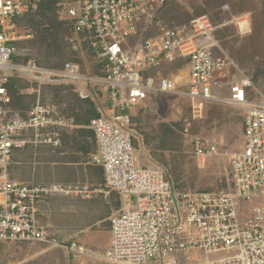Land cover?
Segmentation results:
<instances>
[{"label":"built area","instance_id":"built-area-1","mask_svg":"<svg viewBox=\"0 0 264 264\" xmlns=\"http://www.w3.org/2000/svg\"><path fill=\"white\" fill-rule=\"evenodd\" d=\"M180 0H72L62 14L70 42L87 44L103 64L90 78L79 65L59 71L34 61L17 62L20 45L31 38L17 26L38 10L40 0H0V242H56L41 216L47 201L65 192L56 184L20 183L11 178L14 153L29 145L61 147L58 128L67 125L58 106L37 103L25 118L12 110L8 89L20 73L32 82L92 85L105 94L99 115L90 121L97 152L92 163L103 170L105 193L117 194L120 209L110 219L108 259L116 264H264V98L251 78L223 82L231 67L217 56L216 27L207 16L171 27L160 19ZM236 33H251L248 15L233 20ZM153 35L134 45L147 32ZM178 62L188 69L183 85L163 68ZM79 96L88 98L80 91ZM158 95L185 98L190 118L181 125L189 136L192 122L217 103L243 112V146L191 137L198 161L226 160L230 188L220 193L177 189L166 168L141 164L134 144L133 113Z\"/></svg>","mask_w":264,"mask_h":264},{"label":"rangeland","instance_id":"rangeland-1","mask_svg":"<svg viewBox=\"0 0 264 264\" xmlns=\"http://www.w3.org/2000/svg\"><path fill=\"white\" fill-rule=\"evenodd\" d=\"M46 1L40 0L39 6ZM51 1L56 4L45 14L37 10L18 20L19 30L31 38L21 43L20 48L25 53L15 61H34L52 71L74 63L86 77L102 76L103 64L89 46L83 43L75 48L70 42V25L62 11L63 4L72 0ZM242 14L248 15L252 24L251 33L244 38L237 35L233 22ZM201 16L209 17L217 28V56L228 59L234 66L222 81L251 78L264 98V0H180L170 3L160 19L175 27L188 25ZM152 35L147 32L134 45ZM162 72L170 77L185 72L188 75V69L181 62L164 67ZM85 88L93 94L89 100H83L78 94ZM8 89L12 110L23 118L39 102L55 104L66 120L93 118L98 114L93 101V98L97 101L95 93L101 99L105 94L82 83L32 82L20 73L13 75ZM189 118V103L178 96L158 95L151 98L146 107L136 110L133 113L134 144L141 164H147L151 155L154 163L167 169L181 191H228L231 183L226 160L219 157L198 161L193 156L190 140L200 137L218 143L225 150L241 149L243 112L223 104H211L202 119L192 122L187 136L181 125ZM81 149V143L64 137L62 149L55 154L59 156L56 159L60 165L51 168L45 164L47 160H42V169L37 172H34L33 148H27L19 158L24 162L18 171L22 180L40 185L56 184L65 192L50 198L41 216L56 242H0V264H116L108 259L107 252L110 219L119 211L120 201L117 194L105 193L101 168L94 167L87 151L82 155ZM194 264L199 263L194 261Z\"/></svg>","mask_w":264,"mask_h":264},{"label":"crops","instance_id":"crops-1","mask_svg":"<svg viewBox=\"0 0 264 264\" xmlns=\"http://www.w3.org/2000/svg\"><path fill=\"white\" fill-rule=\"evenodd\" d=\"M82 92H84V94H86L88 96V98H86V99L82 98L83 100H89L90 96L93 97V94L92 95L89 94L86 88L84 90H82ZM95 94L94 95H95V97H97V101L95 98H93V101L95 102L96 108L98 111V114L95 116V117H97L99 115L101 97H98L99 94H97V93H95ZM17 114H19V113H17ZM95 117H93V118H95ZM93 118L91 116L87 117L86 119H84V118L75 119V117H70L67 120L66 126H64L62 128H58V130L61 133V144H62L61 147H59V148H55L52 145H48V144L47 145L46 144H40L39 146L29 145L23 150L16 151L14 153L13 161H12V164L10 166L11 178L17 182H20V183L34 184L32 182L22 180V178L19 176V173H18L20 166L24 163L22 161V159H19V158L23 157V153L25 152V150L27 148H33L34 149V151H33V154L35 157V161L33 163L34 172H37V170L42 169V166L44 164L42 160H47L45 164L51 168H55L56 166L60 165L59 161L56 159V157H59V156H55V154H57V152L60 149H62L64 137H66L67 140H72V142L75 141V143H81L82 149H81V151L79 150L80 153H82V155H83V153L87 151V156L90 157L91 161H92L94 155L97 152V145L95 142L94 133L89 127L90 121ZM60 155H63V153H60ZM36 158H39V159L37 160ZM49 158H50V160H49ZM92 165L96 168H100V167L94 165L93 163H92ZM12 168H13V170H12ZM102 172H103V170H102ZM103 178H104V175H103Z\"/></svg>","mask_w":264,"mask_h":264},{"label":"trees","instance_id":"trees-1","mask_svg":"<svg viewBox=\"0 0 264 264\" xmlns=\"http://www.w3.org/2000/svg\"><path fill=\"white\" fill-rule=\"evenodd\" d=\"M56 4V2H52L51 0H47L44 3H41L40 6L38 7V13L45 14L47 10H51L52 5Z\"/></svg>","mask_w":264,"mask_h":264},{"label":"bare ground","instance_id":"bare-ground-1","mask_svg":"<svg viewBox=\"0 0 264 264\" xmlns=\"http://www.w3.org/2000/svg\"><path fill=\"white\" fill-rule=\"evenodd\" d=\"M176 78V81H177V83L178 82H186V80H187V73L185 72V73H181L180 75H178L177 77H175Z\"/></svg>","mask_w":264,"mask_h":264}]
</instances>
